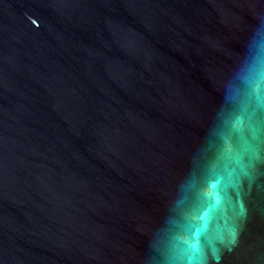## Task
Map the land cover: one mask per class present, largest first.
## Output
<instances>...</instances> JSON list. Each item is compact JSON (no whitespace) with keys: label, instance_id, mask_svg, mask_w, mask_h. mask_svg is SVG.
<instances>
[{"label":"water","instance_id":"water-1","mask_svg":"<svg viewBox=\"0 0 264 264\" xmlns=\"http://www.w3.org/2000/svg\"><path fill=\"white\" fill-rule=\"evenodd\" d=\"M0 264H264V0H0Z\"/></svg>","mask_w":264,"mask_h":264}]
</instances>
